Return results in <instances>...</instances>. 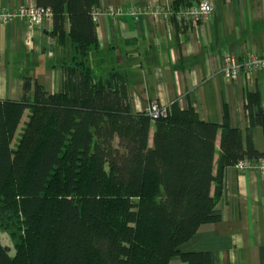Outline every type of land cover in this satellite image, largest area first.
I'll return each instance as SVG.
<instances>
[{
    "label": "trees",
    "instance_id": "16d2710c",
    "mask_svg": "<svg viewBox=\"0 0 264 264\" xmlns=\"http://www.w3.org/2000/svg\"><path fill=\"white\" fill-rule=\"evenodd\" d=\"M36 6L51 10L50 37L60 46L68 18L72 57L62 65L59 93L27 78L22 102L0 101V228L11 232L15 250L12 257L0 239V264H171L176 257L215 264L210 253L180 248L221 220L225 171L264 162L253 140L255 128L264 134L260 94L246 98V138L226 124L200 121L178 102L166 117L135 113L126 77L112 72L103 81L91 67L100 0Z\"/></svg>",
    "mask_w": 264,
    "mask_h": 264
},
{
    "label": "crops",
    "instance_id": "0c3cea01",
    "mask_svg": "<svg viewBox=\"0 0 264 264\" xmlns=\"http://www.w3.org/2000/svg\"><path fill=\"white\" fill-rule=\"evenodd\" d=\"M201 1L100 0L99 51L93 53L91 67L103 81L112 72L126 77L135 113L148 112L155 102L165 108L178 102L184 110L193 108L200 121L226 124L246 138V98L259 93L264 105V72H242L229 79L222 67L228 54L240 60L247 54H264V0H209L215 12L199 25L151 16L135 21L127 12L131 7L180 4L183 8ZM0 5L15 9L36 5V0H0ZM110 9L123 13L110 15ZM65 27V45L60 46L50 37L52 19L34 28L24 20L0 23V101L22 102L27 78L51 94L62 90V65L72 57L68 18ZM29 115L27 110L15 138L22 136ZM221 135L216 141V161ZM253 140L263 153L261 128L253 130ZM217 210L221 220L202 226L180 252L210 253L215 264H264V174L227 169ZM171 264L185 263L176 257Z\"/></svg>",
    "mask_w": 264,
    "mask_h": 264
},
{
    "label": "built area",
    "instance_id": "2783aa9c",
    "mask_svg": "<svg viewBox=\"0 0 264 264\" xmlns=\"http://www.w3.org/2000/svg\"><path fill=\"white\" fill-rule=\"evenodd\" d=\"M127 12L135 21H139L146 16H151L155 18L163 17L166 21H173L174 19V22L179 24L199 25L214 14L215 6L209 0H204L180 11H175L173 8L164 6H156L131 7ZM108 13L110 15H120L123 11L122 9H110ZM97 15L96 12V23ZM47 19H52V12L50 9L40 8L36 5L13 9L0 5V23L3 25L15 23L18 20H24L31 28H34L40 27ZM242 72H264V54L262 56L247 54L241 60L229 54L224 57L222 73L225 77L235 79ZM147 113L151 118L157 119L159 117H166L167 110L165 107H161L155 102L151 104ZM235 168L239 171L258 170L264 174V162L258 164L241 162Z\"/></svg>",
    "mask_w": 264,
    "mask_h": 264
},
{
    "label": "rangeland",
    "instance_id": "374dc122",
    "mask_svg": "<svg viewBox=\"0 0 264 264\" xmlns=\"http://www.w3.org/2000/svg\"><path fill=\"white\" fill-rule=\"evenodd\" d=\"M20 136L21 134L17 135L14 143H13V147L15 148L16 145L18 144V142L20 141ZM258 171V170H257ZM242 172H246V171H242ZM0 239L3 243V245L8 246L11 248V256L13 257L15 255V250L13 248V242H12V238H11V232L10 231H5L0 229Z\"/></svg>",
    "mask_w": 264,
    "mask_h": 264
}]
</instances>
